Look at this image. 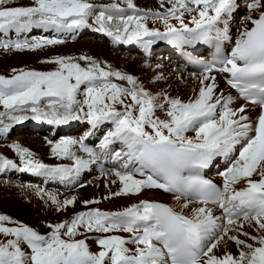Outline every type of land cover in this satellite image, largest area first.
Returning a JSON list of instances; mask_svg holds the SVG:
<instances>
[{
  "label": "snow or ice",
  "instance_id": "1",
  "mask_svg": "<svg viewBox=\"0 0 264 264\" xmlns=\"http://www.w3.org/2000/svg\"><path fill=\"white\" fill-rule=\"evenodd\" d=\"M158 3L164 11L140 9L134 0H113L106 5L90 0H29L19 6L0 0V33L5 36L33 29L70 32L90 27L91 19L98 25L96 30L114 42H139L145 50L158 40L181 48L214 44L216 50L211 63L196 61L202 69L200 87L187 101L166 93L154 96L136 77L110 66L106 70L88 56L44 61L57 66L53 71L12 69L10 77L0 75V105L5 110L0 112V134L27 119L54 125L84 120L93 130L105 123L112 126L99 144V154L84 143L93 131L80 139L54 143L53 155L73 160L72 166L42 163L27 148L14 144L23 165L20 171L64 179L110 157L119 168L109 175L121 185L111 196L158 189L179 203V210L147 199L118 211L92 208L70 220L48 224L47 235L0 215V235L5 237L0 240V264H264V0L246 3L245 26L229 55L223 45L232 39L229 21L239 7L237 0ZM150 18L162 22L163 30L150 28ZM63 42L43 37L32 42L7 40L0 42V48L35 51ZM213 72L225 74L240 98L260 108L255 121L245 114V106L232 107L235 98L231 94H217ZM113 77L131 87L114 83ZM29 112L31 116L26 115ZM117 143L120 150H112ZM77 145L88 159L76 155ZM218 157L230 162L220 173L222 186L204 176ZM0 167L17 165L0 156ZM49 198L57 211L77 200L75 196L63 202L52 195ZM97 233L102 235H90ZM89 240L99 251H91ZM229 241L236 245L238 255L227 251ZM221 248L223 255H217Z\"/></svg>",
  "mask_w": 264,
  "mask_h": 264
},
{
  "label": "bare ground",
  "instance_id": "2",
  "mask_svg": "<svg viewBox=\"0 0 264 264\" xmlns=\"http://www.w3.org/2000/svg\"><path fill=\"white\" fill-rule=\"evenodd\" d=\"M240 0H237V4L239 5L238 9L233 13L232 18L229 21V35L232 37L230 41H226L225 43L232 48L234 46L235 38L238 37L239 31L243 29L245 26V23L242 24L240 27H238L237 31L234 32L235 29V24H234V19L236 21V18H240L242 16L243 12L246 9V3L248 0H242L241 3H239ZM154 0H149V4L143 9V10H152V11H164V9H155L152 8ZM154 7V6H153ZM131 14V13H129ZM255 16V13H253ZM241 21V20H240ZM248 27H251L250 22H246ZM89 24L91 25L90 27L87 28H82L79 30H84L82 33H90V34H96V36L103 37L107 39L110 42L108 38L109 37L106 33L97 31L96 29L98 28V25L94 24L93 21L90 19ZM148 26L151 27H157L163 30V24L160 21H153L151 18L148 20ZM37 30L42 31V33H47L51 30L45 31L44 29H33L30 32L24 33V35H32L34 34ZM73 31V30H72ZM80 31V32H81ZM61 34V32H58ZM64 33H69L64 31ZM63 33V34H64ZM23 34V33H21ZM20 34V35H21ZM237 35V37H236ZM76 37V36H75ZM77 38V37H76ZM112 39V38H111ZM113 43V41H112ZM111 43V44H112ZM119 46L120 49H125L127 51V54H137V55H142L139 59L137 58L134 61H131L132 59H129L130 62L126 63L125 68V73H129L130 75L134 76L137 78L138 83H141L143 85L144 89L150 92L152 95H157L161 93H166L170 97H179L180 99L187 101L189 98L193 97L194 95L198 94L199 90V75H192L190 73H183L179 68L174 65V62L171 64H165V63H159L157 65H149L147 64L148 61L156 60V56H159L163 54V58L167 60V62L172 61L175 58V50H170L168 46L173 45L169 44L165 40H158L155 44L151 45L147 50L143 47V45L139 42H132V43H117L114 42L113 46ZM112 46V45H109ZM112 46V47H113ZM175 48L180 49L181 47H178L174 45ZM200 44L196 45L195 48H192L191 46H184L183 49L187 51H197L199 48ZM198 47V48H197ZM102 49V55L107 54V48L106 46H101L99 50ZM107 49V50H106ZM98 50V51H99ZM99 53V52H98ZM101 55V56H102ZM99 56V54H98ZM103 57V56H102ZM101 58V57H100ZM133 58V57H131ZM125 59H123L122 56L118 55V62L119 67L121 68L123 62ZM154 63V62H153ZM145 67H150V71L156 72L154 75L155 83L158 80H164L166 81L165 84H162V86L159 85H154L152 86L151 89L145 87V83L143 80V77H140L139 73L144 76L145 73H141L140 69L145 68ZM166 68L169 69L168 71L164 70V72H161L160 69ZM123 68V69H124ZM211 75H214L216 77V83L218 84L217 88V94L220 92H223L225 96L231 94L235 100L234 103L232 104V107L238 108L240 106H245L246 107V115H248L253 121H255L256 117L258 116L260 112V108L244 103L235 93L234 91L227 85L225 82V75L224 74H217V73H211ZM160 79H157V78ZM171 78V80H170ZM153 84V83H152ZM151 86V85H150ZM157 116H160L161 118H164V114L160 111H157L156 113ZM32 120V119H31ZM26 122V123H25ZM34 123L35 125L41 124V127L32 125ZM75 124L76 126H73ZM87 125L88 128L85 130L84 134L81 136H85L88 132L93 131L94 134L89 136L84 143L94 149L98 154L100 153V148L99 144L101 140L103 139L104 134L112 127L110 124L105 123L99 127L97 130H93L91 128V125L88 124L84 120H73L69 121L66 124L63 125H54V124H49L46 121L42 120H33L31 123L28 122V120H24L20 123H17L13 125V127L7 132L0 134V138L3 140H9L10 141V135L13 134L14 132H18L20 134H27L28 136H33V135H42V133L47 132L49 129L52 130V133L59 135L63 134L66 135L67 138H73L77 139L74 133H76L80 128L83 126ZM15 126V127H14ZM40 126V125H39ZM41 129V130H40ZM73 134V135H72ZM189 135H194L193 133H189ZM80 137V138H81ZM18 139V138H17ZM79 139V137H78ZM12 140V139H11ZM22 141V140H21ZM38 141V140H37ZM31 144L34 143L32 142V139H30ZM40 143V142H39ZM21 144V143H20ZM19 144V145H20ZM44 143L41 144H35L31 150H38V148L43 147ZM29 146V144H28ZM31 146V147H32ZM23 147V145L21 146ZM30 147V148H31ZM121 145L114 144L111 146L112 150H120ZM27 148L30 152L31 150L28 147H23ZM32 151V152H33ZM74 151L77 156H80L84 159H88V156L86 153L81 151L79 149V146L77 145L74 148ZM46 151L44 150H38V152L33 154L34 159L39 160L42 163L49 164V165H58V164H64V165H69L72 166L74 164V161L68 158H63V157H56L53 159L45 157V154L43 153ZM0 156L12 160L17 167H0V177L1 178H19L20 180H26V182L30 181L32 183L40 185L43 189H53L50 191H46V193L43 195L46 200L50 201L49 196H55L56 199L60 202H63L66 199L71 198L72 196L77 197L76 203L74 205H69L65 208L67 211H73L71 212L72 214H69L68 216L70 219L78 212L81 211H88L92 208H99L101 211H118L122 210L125 207H128L132 204H137L140 202L142 199H147L149 201H155L159 203H164L167 204L173 208H176L179 210V203L174 199L172 194L169 193H164L162 190L158 189H145L143 190L139 195H128V196H111L110 194L113 192H116L120 189L121 185L119 183V180L117 177L113 175H109L110 171L113 168H119V164L115 161H113L110 157L105 160V159H100L94 164H90L87 169H83L78 176H69L65 177L64 179H60L59 177H50L47 175H40L37 173L33 172H28V171H20L19 169L23 167V165L20 163V157L15 151V149L11 145H7L4 147V149L1 151ZM221 161L217 162L212 168L214 171V174L211 176L214 180H216L221 186L223 184V177L220 175L221 172H224V169L228 163V160H226L224 157H219ZM105 161L108 163L105 164ZM211 169V170H212ZM139 178V177H137ZM254 179H258L259 177L254 176ZM87 180V181H86ZM111 180H116L117 182L115 184L111 183ZM86 181V182H84ZM83 185V186H82ZM243 185H237V187H242ZM32 192L35 189H31ZM75 190V191H74ZM39 191V190H38ZM36 192V191H34ZM65 192V193H64ZM105 197H110L108 199H105ZM45 200V201H46ZM85 200H96L99 201V203L95 204H89L87 206L84 205L83 201ZM215 209V214L220 215V211L218 210L216 212ZM187 211V210H186ZM59 212V211H58ZM57 214V213H56ZM60 215V214H59ZM56 216V215H55ZM246 231L252 232V229H248L246 227ZM113 234H119L122 236L127 237L129 234L127 233H113ZM253 235H255V232H252ZM90 235H102V234H90ZM78 238H83V237H78ZM241 239H245V237L241 236ZM251 243V241H249ZM90 245V249L93 252L99 251L98 246L91 240L88 241ZM129 247H134L132 245H129ZM227 251L232 253L233 255H238V250L236 245L231 242L228 243V248ZM224 249L221 248L220 250L217 251V255H223Z\"/></svg>",
  "mask_w": 264,
  "mask_h": 264
},
{
  "label": "rangeland",
  "instance_id": "3",
  "mask_svg": "<svg viewBox=\"0 0 264 264\" xmlns=\"http://www.w3.org/2000/svg\"><path fill=\"white\" fill-rule=\"evenodd\" d=\"M90 2L96 5H106L112 3L113 0H90ZM241 2L242 0L239 1V3ZM27 3H29V0H12V4L16 6ZM134 3L140 9H144L149 4V0H134ZM122 6L125 5L122 4ZM152 8H154V10L163 9L160 8L158 0H154ZM247 14H248V10L246 8L242 16H240V18H236V21L234 19V24L236 26L234 32L237 31L238 27H240L242 24L245 23L243 22V18ZM80 31L81 30L79 29H75L73 31H70L69 33H64V31H62L61 34H58L55 30H52L44 34L41 33L40 30H37L32 35H24L23 33L19 36L16 35L14 31H10L7 36H5L3 33H0V42L7 40H11V41L28 40L29 42H32L34 39H38L41 37L47 39H61L64 41L61 44L46 45L43 48L37 49L35 51H30L27 49L23 51H18L15 50L14 48L5 50L3 48H0V75L10 77L13 74L12 69L53 71L56 69L57 66L55 64L44 63V61L54 59L57 56H67L74 58H79L80 56H88L100 62L101 66L106 67V70H107V66H110L112 70H117L122 73H125L124 66L126 67V63L130 62L129 59H132L131 61H134L137 58L139 59L140 57H142L141 55H137V54H127V51H125V49L119 50V46H117L118 44H116V46H113L114 41L111 38L108 39L110 40L111 43L113 41L112 44L109 43L107 39L100 36H96V34L82 33L84 30H82L81 32ZM109 45H112L113 47ZM101 46L104 47L106 46V48L108 49V50L106 49L107 50L106 55L101 54L102 49L99 50ZM118 55L122 56L123 59H125L121 68L119 67L120 62H118ZM78 62L81 64L82 67L87 66L86 61L78 60ZM159 63L167 64V61L160 56L156 57V60H152L150 62L147 61V64L149 65H154V64L157 65ZM149 69L150 67H145L140 69L141 73H145L144 76L139 73L140 77H143L144 82H146L145 83L146 88L151 89L152 86L154 85L162 86V84L166 83V81L164 80H158L155 83L156 79L154 78L155 76L154 74L156 72L150 71ZM163 69L165 70L166 68L161 67L160 71L164 72ZM166 70L168 71L169 69ZM125 74L130 75L129 73H125ZM112 80L114 83L121 84L125 87H131V85H128L126 81H119L114 77L112 78ZM138 84L141 85V83ZM3 111L5 110L3 106L0 105V112ZM26 115L31 116L32 114L29 112L26 113ZM27 120L28 122L31 123L34 119L32 120L27 119ZM5 123H9V121H7L6 118H5ZM87 128L88 126L85 125L82 128H80L76 133H74L76 138L78 139L79 137L80 139V137L84 134ZM10 137H11L10 141L3 140L2 138H0V154L1 151L4 149V147L7 145L12 146L14 144L21 143L20 146L23 145V147H28L31 150L33 148L32 144L35 145V144L44 143L43 147L38 148V150L42 149L46 151V153L45 152L43 153L45 154V157L50 159L57 157L54 156L52 153L53 144L61 139L67 138V136L63 134L54 135L51 129H49L45 133H42V135H33L30 137L27 134L22 135L18 132H14L13 134L10 135ZM30 139H32V142L34 143L31 144ZM49 141H51L52 143L50 144ZM38 150H34V151L31 150V152L33 151L32 153L35 155V153L38 152ZM236 155H238V152L236 153ZM229 166H230V162H228L227 164V167ZM31 189H35V190H33L32 192ZM50 190L53 189L50 188H48V190L43 189L38 184L32 183L30 181L26 182V180H20L15 177L13 178L0 177V215H7L13 221H18L24 225L33 228L42 235H47L51 231V229L47 227L48 224H55V223L63 222L65 220H70V217L68 215L72 214L71 212H73V211H67L65 209L58 212L56 210V205H54L51 202V200L50 201L46 200L43 196L46 193V191H50ZM6 226H15V225L6 224ZM4 239L5 237L0 235V240H4ZM229 243H231V241H229Z\"/></svg>",
  "mask_w": 264,
  "mask_h": 264
}]
</instances>
